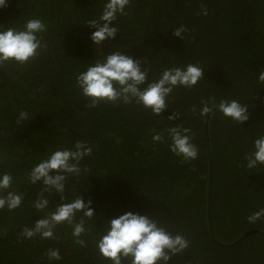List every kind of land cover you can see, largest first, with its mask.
<instances>
[{"label":"trees","instance_id":"obj_1","mask_svg":"<svg viewBox=\"0 0 264 264\" xmlns=\"http://www.w3.org/2000/svg\"><path fill=\"white\" fill-rule=\"evenodd\" d=\"M106 2L8 0L0 9L4 29H23L29 19L46 25L35 58L0 67V175L13 178L0 195L23 196L19 208L0 210V264H113L97 241L108 221L126 212L154 218L189 241V249L168 264H264V218L254 224L247 219L264 207V165L250 170L245 160L264 135V84L258 82L264 0H130L126 14L111 25L120 29L116 38L96 46L87 22L99 18ZM180 26L188 28L184 40L173 35ZM114 51L142 61L148 73L142 87L164 70L190 63L204 69V78L193 88L176 87L160 116L135 101L89 108L76 78ZM212 97L217 104L247 105L248 121L239 125L218 110L200 116L201 101ZM22 111L28 118L18 122ZM175 112L179 118L168 120ZM176 126L191 130L198 159L171 152L168 129ZM157 134L163 142H153ZM77 141L92 147L91 156L80 162L78 176H68L65 199L55 190L43 192L49 205L37 210L34 201L44 185L29 181L31 169L55 150H74ZM80 196L92 201L95 213L80 237L86 247L75 243L67 223L57 225L51 239L22 235ZM50 249L61 259H49Z\"/></svg>","mask_w":264,"mask_h":264},{"label":"clouds","instance_id":"obj_2","mask_svg":"<svg viewBox=\"0 0 264 264\" xmlns=\"http://www.w3.org/2000/svg\"><path fill=\"white\" fill-rule=\"evenodd\" d=\"M130 0H107L98 19L89 20L87 26L95 29L90 39L96 46H101L106 40L115 39L118 27L111 25L117 19V15H125V8ZM8 6V0H0V9ZM202 14L208 15L207 8L201 4ZM200 13H198L199 15ZM46 31V25L40 19H29L23 29L0 27V67L5 63L16 62L24 65L35 58L42 48V41L38 34ZM188 31L185 26L176 28L173 35L184 40V33ZM46 47V46H43ZM143 63H150L145 60ZM142 61L135 59L120 51H114L103 59H98L90 64L76 78L77 86L82 95L90 103L89 108H95L101 103L122 102L131 104L135 101L138 105L150 109L154 115L160 116L166 110L169 97L176 87L193 88L204 78V69L197 64H188L184 68L172 67L162 72L161 77L152 83L145 85L147 71L142 70ZM258 82L264 84V70L258 74ZM203 107L199 115L207 117L214 110L221 112L226 118H230L239 125H243L249 119L247 105H242L236 100H221L215 102V97L201 101ZM193 113L196 109L193 107ZM28 118L26 112H20L18 122ZM179 113L175 112L168 120H176ZM188 128L179 126L168 129V135L172 143L170 150L185 161L198 159V149L191 142ZM153 142H163V136H153ZM92 147L83 141H77L73 149L55 150L46 159L35 165L28 179L32 184L43 182L44 187L34 207L43 210L48 207L49 201L43 197V192L55 190L64 200L65 181L69 175L78 176L81 172L80 162L87 156H91ZM248 169H255L264 165V135L254 141V148L245 156ZM86 171V169H85ZM12 176L8 173L0 175V193L9 189ZM22 194L8 191L6 195H0V210L7 207L10 211L21 206ZM77 213H82L79 222H75ZM92 201L85 203L82 196L71 202L60 204L54 212L35 222L34 227H25L22 235L32 239L39 235L42 239L54 238V229L57 225L67 223L72 225V235L76 237L75 243L86 247L84 240L80 239L85 233V220L94 217ZM264 218V207L248 216L249 223H256ZM189 241L181 234L168 231L162 227L158 220L146 215L126 212L108 221L105 234L97 241L99 253L103 258L109 259L113 264H168L173 256L181 255L189 249ZM49 259H61L58 250L50 249L47 254Z\"/></svg>","mask_w":264,"mask_h":264}]
</instances>
